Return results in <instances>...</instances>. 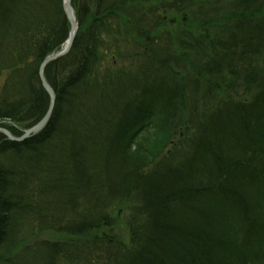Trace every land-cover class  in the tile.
Segmentation results:
<instances>
[{"label":"trees","instance_id":"1","mask_svg":"<svg viewBox=\"0 0 264 264\" xmlns=\"http://www.w3.org/2000/svg\"><path fill=\"white\" fill-rule=\"evenodd\" d=\"M71 5L48 125L0 134V264H264V0ZM69 27L62 0H0L13 136L45 115L39 66ZM122 203L119 242L105 230ZM47 231L81 242L23 246Z\"/></svg>","mask_w":264,"mask_h":264},{"label":"water","instance_id":"2","mask_svg":"<svg viewBox=\"0 0 264 264\" xmlns=\"http://www.w3.org/2000/svg\"><path fill=\"white\" fill-rule=\"evenodd\" d=\"M70 1L71 0H65L64 2V12H65V16L67 17V20L69 22V26H70V31L68 33V39L65 43V45L62 47V49L60 50V52L49 56V58L45 59V61H43V63L40 66V81L42 82V86L44 88V90L48 93L49 95V99H50V106L47 110V114L41 119V121L34 126L33 128H31V130L26 131L22 137L20 139H16L13 136H11V134H9L7 131L3 130L0 128V133H2L5 137H7L9 140L16 142V143H21V141H25L26 139L30 138L32 135L37 134L38 132H40L46 125L47 122L49 121L51 115H52V109L54 106V100H55V94L54 92H52V90L50 89V87L48 86L47 82L44 80L43 77V69L49 65V63L51 62H55L57 60H60V57L65 56L69 51H70V47L75 39V35L78 31V27L77 26V22H76V18L73 15V10L72 7L70 5Z\"/></svg>","mask_w":264,"mask_h":264},{"label":"rangeland","instance_id":"3","mask_svg":"<svg viewBox=\"0 0 264 264\" xmlns=\"http://www.w3.org/2000/svg\"><path fill=\"white\" fill-rule=\"evenodd\" d=\"M128 69H129V67H127V70ZM124 210H126L124 203L113 207V209L110 211V217L112 218V221L114 222V226H117V227L110 226L108 229L105 230L106 234H109L110 236L111 235L115 236V238L118 237L116 239H118L119 242L126 240L123 238L125 236V231H127L126 230V223L128 221L129 214H126L124 212L122 213V211H124ZM127 211H129V210L127 209ZM103 232H104V230H103ZM47 239L50 241L60 240V241H64L67 243L69 242V243H75V244H79V242H81L76 237H72L69 235L66 236L65 234H62V233H55V232L47 231L46 233H43V234L42 233L39 235L37 234L36 237L26 239L23 246L34 244L37 241H43V240L46 241Z\"/></svg>","mask_w":264,"mask_h":264},{"label":"bare ground","instance_id":"4","mask_svg":"<svg viewBox=\"0 0 264 264\" xmlns=\"http://www.w3.org/2000/svg\"><path fill=\"white\" fill-rule=\"evenodd\" d=\"M46 112H47V111H46ZM46 112H45V115L47 114ZM45 115H44V116H45ZM44 116H43V117H44ZM0 123H3V122L0 121ZM3 125H5V123H3ZM4 129H5V128H4ZM5 131L9 132L7 129H5ZM5 138H6L8 141H10L7 137H5ZM11 142H13V141H11ZM13 143H15V142H13ZM36 170L40 172V169H39V168H37ZM26 171H28V167L25 168V170H24L23 172H24V173H27Z\"/></svg>","mask_w":264,"mask_h":264}]
</instances>
